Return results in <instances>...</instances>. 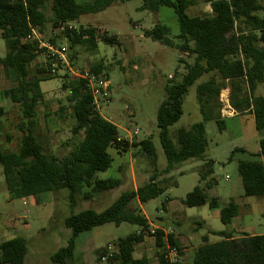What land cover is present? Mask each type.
Wrapping results in <instances>:
<instances>
[{"label": "trees", "instance_id": "trees-1", "mask_svg": "<svg viewBox=\"0 0 264 264\" xmlns=\"http://www.w3.org/2000/svg\"><path fill=\"white\" fill-rule=\"evenodd\" d=\"M48 1L0 0V37L7 47L6 54L0 58V77L16 84L15 88L6 90L3 95L17 104L21 113V119L16 125L21 133L18 149L16 152H4L0 147V165L10 199L66 189L68 205L72 210L78 195L82 194L84 200H91L121 184L119 179L101 180L96 177L97 173L111 166L109 148L117 152L136 148L151 157L152 165L155 164V150L149 139L129 143L119 138L117 127L103 119L95 108L85 81L70 77V80H64L62 88L69 90L67 101L75 121L72 134L82 133V139L61 158L45 152L36 134V108L43 99L40 82L56 78V75L52 76L49 72L54 61L48 56L45 70L37 68L31 73L30 65L46 49H39L37 41L28 38L34 31L43 40L48 23L44 8ZM117 1L123 0H94L91 4H79L76 0H51L50 26L52 30L64 27L60 34L71 49L83 46L91 51L97 50L99 41L115 43L116 37L106 32L98 34V30L93 27L68 29V25L82 15L103 11ZM204 2L210 11L203 16L186 14V10L194 5V0H142L140 7L149 12H157L160 7L172 9L178 24L177 43L168 38L169 29L160 24L145 30L144 36L164 46L175 47L193 59L192 64L185 65V73L180 82L165 87V100L156 113V126L167 161L164 173L187 160L204 162L200 169L199 184L183 200L186 207L205 204L206 190L214 185L210 178L212 163L205 160L208 145L205 122L213 120L219 132L224 128L220 113H214L213 105H210L218 99L220 90H229V105L236 113L250 114L255 129H264V96L255 95L257 87L264 83V5L259 0ZM55 37L47 40L52 46H56ZM87 70L97 76L102 72V66L94 64ZM209 74L213 78L197 88L202 121L187 129H178L173 144L167 129L180 118L182 100L188 87L203 75ZM215 79L221 82L220 86H215ZM4 114L5 111L0 108V118ZM258 155L264 157V138L259 141ZM237 174L245 197H264V162L239 161ZM162 192L163 188L154 173L136 190L121 193L101 212L91 209L71 212L64 219V226L71 231V236L64 247L50 256L51 264H67L72 259L78 235L108 223L116 226L130 224L136 226L137 231L113 241V250H109L108 246L97 248L94 252L96 262L104 260V264H151L145 257H133L134 247L149 238L159 264H169L164 257L166 249L162 230L154 229L151 233L140 209L131 206L133 201L141 205L159 197ZM208 204L212 209L218 207L215 198ZM237 215L238 206L232 201L220 208L222 224L231 223ZM208 234L216 235L221 240L208 243L206 236L202 237V244L195 249L189 264H264V233H243L239 237L227 232L209 231ZM166 243L178 252V259L172 264H187L180 259V248L172 235L167 236ZM26 254L27 241L22 237L0 244V264H24Z\"/></svg>", "mask_w": 264, "mask_h": 264}, {"label": "rangeland", "instance_id": "rangeland-1", "mask_svg": "<svg viewBox=\"0 0 264 264\" xmlns=\"http://www.w3.org/2000/svg\"><path fill=\"white\" fill-rule=\"evenodd\" d=\"M76 1L79 4H91L94 0ZM259 3L264 5V0H259ZM50 5L51 0L44 8L48 23L41 41L48 43V38L56 36V47L66 48L69 68L74 73L81 74L94 64L102 66V72L97 79L99 82L107 79V86L99 87L96 106L100 116L114 124L118 137L129 143L149 139L155 150V164H151V157L136 148H130L127 152H117L114 148H109L111 166L108 170L97 173L96 177L119 179L121 184L118 187L91 200H84L80 194L72 210L68 205L66 189L41 193L38 196L41 203L38 205H23V200L14 199L12 205L16 218L12 220V226L8 225L11 221H8L5 214L10 200L0 165V242L22 237L27 241L26 264H51L50 256L64 247L70 237L71 232L64 226V219L71 212L78 213L87 209L101 212L121 193L140 186L154 173L163 192L159 197L141 204L140 212L152 226L150 231L164 228L166 231L173 229L178 233L174 232L173 237L180 248V259L185 263L191 262L194 249L202 244V237L206 236L208 243L221 240L216 235L207 234L208 229L231 232L234 236H240L242 232L254 235L264 233V197H245L237 174L239 161L264 162L258 155L259 141L264 138V129L257 131L250 114H238L230 107L228 89L222 88L218 99L210 104L213 105L214 113H220L223 130L219 132L213 120L205 122L208 142L205 160L212 163L210 178L214 181L212 188L206 190L207 202L199 207L183 205L186 195L199 184L203 161L187 160L164 173L167 161L156 126L157 109L165 100V87L179 83L185 73V65L192 64L193 59L175 47L164 46L159 41L144 36V31L157 24L164 25L169 29L168 38L177 43L178 24L173 10L160 7L157 12H149L140 9L142 0H123L111 4L103 11L82 15L71 23L73 27H93L98 30V34L106 32L117 40L115 43L99 41L97 50L91 51L83 46L71 49L67 40L58 31L52 30L49 23L52 18ZM209 11L204 0H194V5L186 10V14L203 16ZM6 52L5 41L0 37V58ZM46 55L43 52L37 56L36 61L30 65L31 73L37 68L45 70ZM212 76L203 75L188 87L182 100V114L167 129L173 144L178 129H187L202 121L197 88L212 79ZM70 77L76 78L60 67L57 69L56 78L39 84L43 99L36 108V134L45 152L58 158L63 157L82 139V133L72 134L75 121L67 101L69 90L62 88L64 80H70ZM0 83L1 89L10 86V82L3 76ZM220 85L221 82L215 79V86ZM255 95L264 96V83L257 87ZM0 107H6V115L0 121V147L4 152H16L21 137L16 128L21 119L19 106L0 98ZM212 198L220 206L233 200L239 206V217L230 225H223L219 220L218 209L208 206ZM166 200H169L167 204ZM163 205L166 206V211ZM131 206L136 208L138 204L133 201ZM199 223H202L201 227H198ZM135 231L137 227L130 224L116 226L108 223L81 233L75 241L72 259L67 264H104V260L96 262L95 250L106 246L113 250V241ZM143 249H147V252L142 254ZM136 250L138 255L148 256L151 264H158L152 240L144 242ZM133 256L137 257L136 253Z\"/></svg>", "mask_w": 264, "mask_h": 264}, {"label": "built area", "instance_id": "built-area-1", "mask_svg": "<svg viewBox=\"0 0 264 264\" xmlns=\"http://www.w3.org/2000/svg\"><path fill=\"white\" fill-rule=\"evenodd\" d=\"M68 29H75V27L69 24ZM63 30H64V27H59L58 29H54V32L58 31L59 33H61ZM28 40L37 41V47L39 49L45 48L46 53H47L46 57L49 56L54 61L49 71L52 76L57 74V69L59 65L60 67L68 70L69 73L72 74L77 79H82L83 81H85L86 87L92 95L93 104L95 108L98 110V107L96 106V104H97V97L99 95V87L102 86L103 88H105L107 86V83H106L107 81L103 80V82H99L97 79L98 75L95 76L91 74L88 70H84L83 73L81 74L72 72L69 68L70 65H69V60L66 56L65 47L57 48L56 46H52L49 43H43L41 39L39 38V36L34 31L32 32L31 36L28 38ZM150 232L153 233V230H151ZM164 257L169 264H172L178 259V252L174 248H170L169 246H167L166 254Z\"/></svg>", "mask_w": 264, "mask_h": 264}, {"label": "crops", "instance_id": "crops-1", "mask_svg": "<svg viewBox=\"0 0 264 264\" xmlns=\"http://www.w3.org/2000/svg\"><path fill=\"white\" fill-rule=\"evenodd\" d=\"M2 77V76H1ZM0 77V78H1ZM9 82H10V86L8 87V88H4V89H1V83H0V98H2V99H6V100H10L8 97H6V96H4L3 95V93L6 91V90H9V89H12V88H15V86H16V84L15 83H13V82H11L10 80H8ZM107 83V82H106ZM11 101V100H10ZM0 108H2L4 111H5V114H4V116L6 115V107H0ZM3 116V117H4ZM2 117V118H3ZM2 118H0V121L2 120ZM259 151V150H258ZM262 158H263V160H264V157L263 156H261ZM213 171V170H212ZM106 179H108V178H106ZM101 180H105V179H101ZM148 180V179H147ZM146 180V181H147ZM145 181V182H146ZM5 183V182H4ZM142 185V184H141ZM139 187V186H138ZM5 188H6V186H5ZM136 188L137 187H134L132 190H136ZM84 190V189H83ZM209 190V189H208ZM6 191H7V189H6ZM110 191V190H109ZM57 192V191H56ZM44 193H48V192H44ZM7 194H8V192H7ZM41 194V193H40ZM40 194H37V195H33V196H29V197H25V198H21V200H23V205H32V204H35V205H38V204H40L41 203V199L38 197ZM8 200H10L9 201V203H8V205H9V207H8V209L5 211V214H6V216H7V219H8V221H11L10 223L11 224H8V225H10V226H12V223H13V221L12 220H14L15 218H16V213H15V210H14V208H13V203H12V200H14V199H10V197H9V194H8ZM230 201H232V202H234L233 200H230ZM230 201H228V202H230ZM137 202V201H136ZM169 202V200H166V202H165V204H167ZM227 202V203H228ZM226 203V204H227ZM235 203V202H234ZM137 204H138V202H137ZM236 204V203H235ZM184 205V204H183ZM204 205V204H203ZM217 205H218V207L217 208H215V209H218V216L220 217V208H222L224 205H222V206H220V204H219V202H217ZM237 205V204H236ZM139 206H140V204H138V208H139ZM185 206V205H184ZM200 206H202V205H200ZM208 206H209V204H208ZM238 206V205H237ZM196 207H199V206H196ZM140 209V208H139ZM163 209L166 211V206L165 205H163ZM239 211H240V209H239V206H238V215H240L239 214ZM0 215H1V212H0ZM237 215V217H239ZM237 217H235V218H237ZM234 218V219H235ZM233 219V220H234ZM219 220H220V218H219ZM232 220V221H233ZM232 221H231V223H232ZM147 222H148V220H147ZM231 223H229V224H223V225H230ZM149 224V223H148ZM200 225L198 226V227H201L202 226V223H199ZM10 226H8V228L10 227ZM149 227H152V226H150V224H149ZM155 228H157V227H155ZM158 229H160V230H162V232H163V234H164V240H165V249H167V243H166V240H167V236L168 235H172L173 236V233L175 232L176 233V231L175 230H173V229H168V231H166V230H164V228H158ZM153 230V229H152ZM209 231H214V230H212V229H208L207 230V234H208V232ZM248 231H250V230H248ZM71 232V231H70ZM214 232H224V231H214ZM227 233H231V232H227ZM243 233H245V234H247L246 232H242V234ZM176 234H178V233H176ZM263 234V233H262ZM248 235H254V234H248ZM70 236H71V234H70ZM205 237V236H204ZM235 237H239V236H235ZM70 238V237H69ZM174 238V237H173ZM202 239V238H201ZM206 239H207V237H206ZM221 239V238H220ZM151 239H146L145 241H143L142 243H140V244H138V245H136L135 247H134V253H136V255H137V257H134L135 259H138V258H142V257H145V258H147V259H149V261H150V258L148 257V256H142V255H138L137 254V250H136V248L138 247V246H140L141 245V247H142V244H144V242H146V241H150ZM6 241V240H5ZM68 241V240H67ZM176 241V240H175ZM4 242V241H3ZM2 242H0V244H1ZM67 243V242H66ZM177 243V242H176ZM58 250V249H57ZM194 251H195V249H194ZM147 252V249H143L142 251H141V253L143 254V253H146ZM134 253H133V255H134ZM138 253H139V251H138ZM194 253V252H193ZM27 255V254H26ZM26 255H25V257H26ZM193 257V256H192ZM51 262V261H50ZM70 262V261H69ZM150 263H151V261H150ZM24 264H26V261H25V258H24ZM158 264H159V262H158ZM188 264V263H187Z\"/></svg>", "mask_w": 264, "mask_h": 264}]
</instances>
